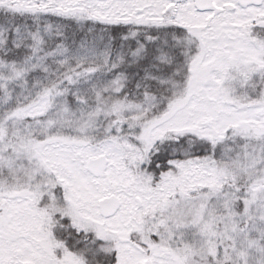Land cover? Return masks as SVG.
<instances>
[{"label":"snow or ice","instance_id":"6c2138e0","mask_svg":"<svg viewBox=\"0 0 264 264\" xmlns=\"http://www.w3.org/2000/svg\"><path fill=\"white\" fill-rule=\"evenodd\" d=\"M0 264H264V0H0Z\"/></svg>","mask_w":264,"mask_h":264}]
</instances>
